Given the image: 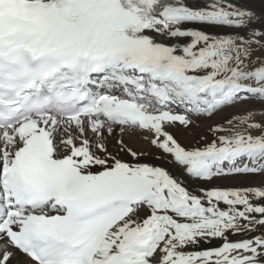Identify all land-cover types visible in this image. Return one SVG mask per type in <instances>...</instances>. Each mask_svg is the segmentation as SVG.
I'll return each mask as SVG.
<instances>
[{"label": "snow or ice", "instance_id": "snow-or-ice-1", "mask_svg": "<svg viewBox=\"0 0 264 264\" xmlns=\"http://www.w3.org/2000/svg\"><path fill=\"white\" fill-rule=\"evenodd\" d=\"M257 52L238 0H0V264H264V182L214 183L264 177L256 111L174 131L264 105Z\"/></svg>", "mask_w": 264, "mask_h": 264}, {"label": "bare ground", "instance_id": "bare-ground-1", "mask_svg": "<svg viewBox=\"0 0 264 264\" xmlns=\"http://www.w3.org/2000/svg\"><path fill=\"white\" fill-rule=\"evenodd\" d=\"M262 1H264V0H261V3H262ZM238 2L243 3V4H246L247 6L256 9L257 12H260V11L263 10L261 8V6L253 4V2L250 1V0L249 1H244V2L241 1V0H238ZM201 118L202 117H199V118L194 117L193 118L196 121V125H195L194 128H192V130L190 132H188V131H186L184 129H176V130H174V131H177L178 139H180L182 143L187 144V142L184 140L185 139V136H187L188 134H193V136H194L195 133L193 131H196V134H195L194 137H198L200 135V133H201L204 136H206L208 140H211L213 138L212 134L210 132H208V129H209V127L215 126L216 124H212L211 125V124H208L207 123L203 127L202 124H200V122H199V120H201ZM203 118H205V117H203ZM230 118L233 119V117L229 116L228 119L229 120H232ZM208 119L210 120L211 118H208ZM226 122L224 124L225 128H227L226 127V125H227ZM187 132H188V134H187ZM222 134L227 135V134H230V133L225 132V133H222ZM145 135H147V133L134 132V133H130L126 137V139L129 140V144H130L129 146H131V144H132L133 147H136V146L139 147L142 144L143 147H145L146 149H149V150H146V152L148 153L147 154V157H146V162L155 163V164H158V165L164 166V167H169L168 165H166L164 163L163 160H156L154 158L156 155H162V153H159L158 150L151 148L150 145L148 147H147V144L145 145V142L147 143V141L143 139V136H145ZM113 142H114V138L112 140H110V144L113 143ZM256 176H259V175L236 176V177H230V178H224V179L216 180V181H214V183L215 184H218V185H221V186H229V187L245 186V185H248L249 184V181L251 179L255 178ZM250 185H252V184H250ZM231 239H239V237H231ZM213 243L214 244H218L219 241H213Z\"/></svg>", "mask_w": 264, "mask_h": 264}, {"label": "rangeland", "instance_id": "rangeland-1", "mask_svg": "<svg viewBox=\"0 0 264 264\" xmlns=\"http://www.w3.org/2000/svg\"><path fill=\"white\" fill-rule=\"evenodd\" d=\"M241 1H249V0H241ZM253 2V4L255 5H259L261 6V8L264 10V1H262L261 3V0H250ZM252 8V7H251ZM256 10V9H255ZM256 27H260V25H256ZM213 31H217V30H213ZM242 34H245V33H242ZM257 55H261V54H264L262 52H257L256 53ZM252 110H255L256 111V115L253 117V120L255 122H259V123H262L264 124V105H261L260 103L254 101V100H247V101H242V102H238L236 103L235 105L231 106V107H225L223 108L222 110L216 112L212 117L211 119L209 120L208 118H201V120H199L200 124H202V126L204 127L207 123L208 124H222L224 125L225 122L227 120H229V116L231 117H235V116H240V115H243L249 111H252ZM194 118V117H193ZM232 119V118H230ZM227 124V123H226ZM234 124H235V121H234ZM225 127V126H224ZM226 127H230L228 124L226 125ZM253 131V134L254 135H257L259 134L256 130H252ZM189 132V131H188ZM187 132V134H188ZM195 134H196V131H193ZM186 134V135H187ZM194 134V136H195ZM201 135V133H200ZM193 134H188L187 136H185V141L187 142V144L191 143V141L193 140L194 138ZM187 137V138H186ZM144 142V141H143ZM147 144V147L149 146L148 143L145 142V145ZM130 145V144H129ZM130 147H133V145L131 144ZM143 145L141 144L139 147H134V148H139V149H142V150H149V149H146L145 147H143ZM148 154V153H147ZM261 182H264V177L262 176H256L255 178L251 179L249 181V184L248 185H245V186H250V184L252 185H258L260 184Z\"/></svg>", "mask_w": 264, "mask_h": 264}]
</instances>
